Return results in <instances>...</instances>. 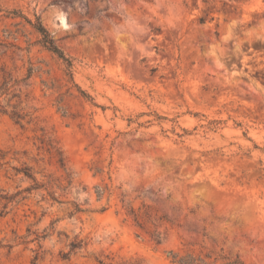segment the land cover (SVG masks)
Returning a JSON list of instances; mask_svg holds the SVG:
<instances>
[{"label":"rangeland","instance_id":"1","mask_svg":"<svg viewBox=\"0 0 264 264\" xmlns=\"http://www.w3.org/2000/svg\"><path fill=\"white\" fill-rule=\"evenodd\" d=\"M14 10L41 17L72 76ZM2 66L20 86L0 97V193L30 184L23 163L63 174L44 135L73 184L61 203L0 198V264H264V0H0Z\"/></svg>","mask_w":264,"mask_h":264},{"label":"trees","instance_id":"2","mask_svg":"<svg viewBox=\"0 0 264 264\" xmlns=\"http://www.w3.org/2000/svg\"><path fill=\"white\" fill-rule=\"evenodd\" d=\"M9 13L13 14L14 16L22 15V17L27 21V23L31 27H33V29L38 33V39L36 40V43L54 52L60 58L66 61L68 74L72 76V71H71L72 60L69 57H67L64 51L61 49V47L57 45L52 33L50 32L48 27L44 24L41 17L37 13H35L34 18H30L27 15L18 14L19 12L15 10ZM35 70L36 69L33 65L30 66L28 68V72L24 80L31 78ZM0 72L2 73L3 76V80L0 82V97H1L3 95H8L10 92H12L13 86H20V82L18 80H15V82L12 83L11 81L13 78L8 77L7 71L3 66L0 67ZM79 89L83 96L87 98H92V96L86 90L80 87ZM14 97H20V94L14 93L12 98ZM12 98L10 100H12ZM21 103L22 101H19L18 103L14 104L13 109L9 114L17 123L23 124L25 120L28 119V122H30L33 120V118L31 116V112L26 111L23 107H21ZM0 112L8 113L4 105H2L1 103H0ZM39 139H40V144L38 145V148L46 151L49 154V163H52L53 160H55L56 164L58 165V169L62 170L63 174L60 175V177H54L52 173L45 174L48 177V180L45 181V180H40L37 177V172L34 170V168L28 165L27 163H23L21 166H14L13 168L15 170V175L22 174L24 179L30 180V184L22 189H19L14 194H9L8 192L5 194L0 193V198H6L9 201H14L19 196H21V199H27L34 192H40L43 199L48 195L53 202L55 201L60 203L63 202L60 199V196L57 195V191L54 189V185H58V187L62 186L61 176L63 177L65 176L64 179L66 180V185L64 186V189H67L73 184V176L68 166L66 156L64 155V152L61 146L59 145V142L55 140L53 137L44 135ZM76 210L84 211V209L81 208L79 204H76ZM2 213L3 211L0 213V215H2ZM159 239L160 236L158 235L156 238L157 243H160ZM84 245H86V242H84L83 239L76 238L70 243V251L63 255V259H70L71 254L75 253L78 248L84 247ZM170 255L172 257L171 258L172 264H215V262H208L205 257H203L202 255H197L193 252L183 253L180 251L171 250ZM38 258L39 255L37 254L35 260H37ZM137 264H142V263H137ZM226 264H242V263L238 262V260H234L227 262Z\"/></svg>","mask_w":264,"mask_h":264}]
</instances>
